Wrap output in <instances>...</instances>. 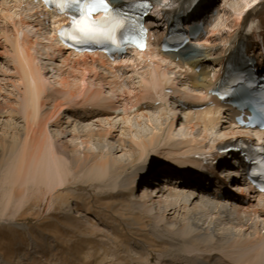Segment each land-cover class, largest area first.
<instances>
[{"label":"bare ground","instance_id":"bare-ground-1","mask_svg":"<svg viewBox=\"0 0 264 264\" xmlns=\"http://www.w3.org/2000/svg\"><path fill=\"white\" fill-rule=\"evenodd\" d=\"M259 6L264 0H210L192 19L216 23L197 41L174 53L127 52L111 60L63 46L52 28L58 18L39 3L0 0L2 216L11 207L20 211L33 194L54 199L72 183H98L100 194L117 197L115 214L132 213L142 223L138 228L149 229L164 247L154 259L134 244L136 256L126 264H264V194L219 175L217 170L229 166L223 158L217 165L203 158L250 133L209 90ZM216 38L223 46H215ZM167 70L179 76L171 78ZM178 102L182 117L173 113ZM161 111L164 125L134 134V119L141 124ZM119 118L124 127L117 125ZM259 138L264 143V133ZM103 139L130 153L127 161L110 150H81ZM75 211L63 222L76 220ZM4 260L0 254V264Z\"/></svg>","mask_w":264,"mask_h":264},{"label":"rangeland","instance_id":"rangeland-1","mask_svg":"<svg viewBox=\"0 0 264 264\" xmlns=\"http://www.w3.org/2000/svg\"><path fill=\"white\" fill-rule=\"evenodd\" d=\"M224 1L226 2L219 0L220 5H223ZM216 39L215 46H223L220 40ZM3 53L8 58L4 51ZM0 58L2 59L1 56ZM44 63L47 64V61ZM168 76L178 77L179 73L168 71ZM173 113L182 117L181 110H175ZM162 114V111L150 113L149 120L144 118L141 124L134 119V134L147 135L158 130L160 124L164 125L166 122V115ZM4 120L7 122L9 119ZM121 122L119 118L117 125H121L120 128L125 125ZM19 123L22 125L23 122L19 120L18 125ZM216 129L212 132L215 133ZM81 150H103L104 153L110 150L122 161H127L130 156V153L116 151L115 144L110 139L93 140L89 147L83 146ZM158 174L163 176L162 168ZM70 185L63 190L61 197L52 199L50 195L36 193L27 200L20 211L15 212L11 207L5 215L0 213V254L4 257L5 264H126L129 263L128 258L136 256V247L132 248L134 244H140L138 248L150 258L156 259L162 254L164 247L161 246V239L147 228L141 231L138 227L142 223L134 218L132 213L129 212L126 216L115 214L117 207H113V203L117 200L116 196L100 194L98 183L82 181ZM144 194V191L140 192L141 196ZM186 199L188 200V197L184 196L183 200ZM73 211L77 214V219L70 224L64 223L63 218ZM210 211H213L212 204ZM198 212L199 216H204L201 211ZM151 237L157 238V241L154 240L157 244L151 241ZM78 248L81 251L75 252Z\"/></svg>","mask_w":264,"mask_h":264},{"label":"snow or ice","instance_id":"snow-or-ice-1","mask_svg":"<svg viewBox=\"0 0 264 264\" xmlns=\"http://www.w3.org/2000/svg\"><path fill=\"white\" fill-rule=\"evenodd\" d=\"M96 5L94 4L93 7ZM101 6L107 9V4H103V0H101ZM91 11L90 8L85 6V8L82 11V14L89 13ZM74 27L75 31L73 33L72 38L77 41V43H83L87 42L88 40H94L97 39L99 36L104 35L100 30H98L95 27H92L90 24L85 23V21L80 20H74ZM110 38V37H109Z\"/></svg>","mask_w":264,"mask_h":264}]
</instances>
